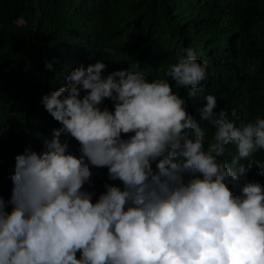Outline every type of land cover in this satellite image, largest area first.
Wrapping results in <instances>:
<instances>
[{
	"label": "clouds",
	"instance_id": "1",
	"mask_svg": "<svg viewBox=\"0 0 264 264\" xmlns=\"http://www.w3.org/2000/svg\"><path fill=\"white\" fill-rule=\"evenodd\" d=\"M105 67L78 66L67 86L42 96L61 127L41 152L15 157L10 211L0 198V264H264V186L240 183L253 166L264 176V162L250 159L264 150V119L237 124L224 110L214 118L207 95L200 115L215 132L205 147L204 128L168 82L196 90L207 80L191 48L160 69L165 79L129 69L102 77ZM105 98L114 111L99 107ZM62 134L79 143V157ZM229 144L246 165L221 159ZM89 165L123 188L106 184L93 203L82 190Z\"/></svg>",
	"mask_w": 264,
	"mask_h": 264
},
{
	"label": "trees",
	"instance_id": "2",
	"mask_svg": "<svg viewBox=\"0 0 264 264\" xmlns=\"http://www.w3.org/2000/svg\"><path fill=\"white\" fill-rule=\"evenodd\" d=\"M30 18L24 25L26 38L17 46H7L3 35V17L0 21V198L5 203L12 195L13 183L10 179L15 171V157L25 149L41 152L44 141H50L53 130L61 127L45 110L41 103L42 96L67 86V74L78 66L87 67L100 61L106 65L101 76L106 77L114 71L109 70L108 60L111 54L110 44L100 42L105 32L111 30L105 26H93L81 20V16L101 14L104 6L96 0H31ZM165 7L172 0H151L140 18L152 13L157 5L162 17L176 30L180 31L189 21L200 23V30L193 33L202 46L197 61L207 66L208 78L196 90L173 87V91L186 100V110L194 120L204 128L205 147L213 139L215 128L208 120H202L200 109L207 101V95L216 97L214 118L221 110L229 118L245 123L254 122L257 117L264 119V0H221L215 10L189 11L186 15H171L160 7ZM25 9V7L23 8ZM8 13L19 15L14 6ZM157 34L151 28L148 35L137 43L145 47L157 41ZM55 48L60 55L51 57L50 48ZM52 64V70L46 67ZM255 66V72L247 69ZM145 73V72H144ZM150 81L153 73H145ZM165 79V78H164ZM85 92L81 91V97ZM114 111L113 102L105 98L99 106ZM235 115H231L232 113ZM132 133L121 134L127 139ZM61 142L68 143V152L79 157V143L69 134H62ZM227 151L221 157L234 167L246 165L249 161L239 158L234 145L226 146ZM251 160L264 162V150L253 153ZM92 173L90 182L83 186V191L93 193L92 202L106 191L105 185L111 184L123 188L119 180H110L106 167L97 168L89 165ZM155 170V164L152 165ZM253 166L246 176L240 177V183L257 182L264 186V176L257 175ZM188 177H185L187 180ZM230 190L239 195V188L228 185ZM7 211L11 205L7 204ZM79 259L80 253L78 252Z\"/></svg>",
	"mask_w": 264,
	"mask_h": 264
},
{
	"label": "rangeland",
	"instance_id": "3",
	"mask_svg": "<svg viewBox=\"0 0 264 264\" xmlns=\"http://www.w3.org/2000/svg\"><path fill=\"white\" fill-rule=\"evenodd\" d=\"M151 0H96L104 6L101 14L81 16V20L93 26H107L111 33H106L100 42L110 44L111 56L108 60L109 70H132L153 73L152 78L164 79V71L169 64L175 63L178 56L183 55L185 48H191L198 58L202 46L194 38L193 33L200 30L201 25L196 20L189 21L180 31L174 29L161 15L159 7L152 13H146L142 18L138 16L147 8ZM221 0H172L168 7L163 1L160 7L171 15L183 18L187 12L194 10L212 11ZM31 0H0V21L3 17V35L7 46H17L26 38L24 25L31 14L28 6ZM14 6L20 10L19 15L8 13V8ZM25 7V9H23ZM153 29L157 34V41L146 46L138 44L140 39L148 35ZM51 57L60 55L55 48H50ZM137 64L139 67H137ZM169 82L174 81L169 77Z\"/></svg>",
	"mask_w": 264,
	"mask_h": 264
}]
</instances>
